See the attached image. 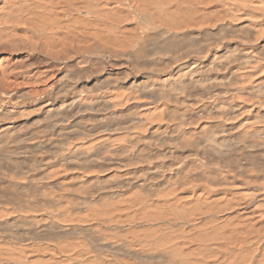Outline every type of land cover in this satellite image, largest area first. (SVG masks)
Returning <instances> with one entry per match:
<instances>
[{"label": "bare ground", "instance_id": "1", "mask_svg": "<svg viewBox=\"0 0 264 264\" xmlns=\"http://www.w3.org/2000/svg\"><path fill=\"white\" fill-rule=\"evenodd\" d=\"M0 264H264V0H0Z\"/></svg>", "mask_w": 264, "mask_h": 264}]
</instances>
